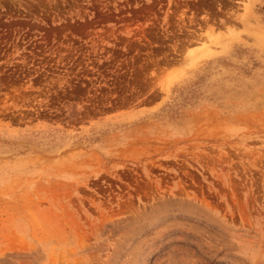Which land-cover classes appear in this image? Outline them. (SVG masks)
Masks as SVG:
<instances>
[{
    "label": "rangeland",
    "instance_id": "374dc122",
    "mask_svg": "<svg viewBox=\"0 0 264 264\" xmlns=\"http://www.w3.org/2000/svg\"><path fill=\"white\" fill-rule=\"evenodd\" d=\"M0 264H264V0H0Z\"/></svg>",
    "mask_w": 264,
    "mask_h": 264
},
{
    "label": "bare ground",
    "instance_id": "6f19581e",
    "mask_svg": "<svg viewBox=\"0 0 264 264\" xmlns=\"http://www.w3.org/2000/svg\"><path fill=\"white\" fill-rule=\"evenodd\" d=\"M195 57V56H194Z\"/></svg>",
    "mask_w": 264,
    "mask_h": 264
}]
</instances>
